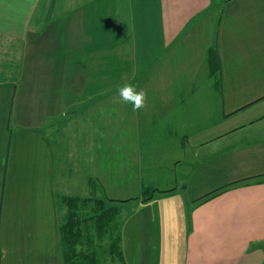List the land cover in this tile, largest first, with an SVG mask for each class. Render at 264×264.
Masks as SVG:
<instances>
[{
  "label": "crops",
  "instance_id": "obj_1",
  "mask_svg": "<svg viewBox=\"0 0 264 264\" xmlns=\"http://www.w3.org/2000/svg\"><path fill=\"white\" fill-rule=\"evenodd\" d=\"M205 24L216 31L200 74L176 51ZM214 47L221 92L209 80ZM0 57V68L20 64L16 79H0V264H63L60 172L74 190L82 164L101 192H121L107 187L108 134L121 157L115 182L142 192L165 181L176 192L161 198L181 207L127 213L137 255L126 257L122 224L126 264H264V0H0ZM110 64L121 67L115 82ZM124 84L147 92L146 108L118 102ZM160 218L174 227L176 259H152Z\"/></svg>",
  "mask_w": 264,
  "mask_h": 264
},
{
  "label": "trees",
  "instance_id": "obj_2",
  "mask_svg": "<svg viewBox=\"0 0 264 264\" xmlns=\"http://www.w3.org/2000/svg\"><path fill=\"white\" fill-rule=\"evenodd\" d=\"M6 59L1 74L4 78L16 79L20 68ZM209 78L214 82L216 91L222 90L221 68L217 47L208 51ZM10 74L13 76L9 77ZM224 189L210 193L197 203L208 201L221 194ZM158 190H148L142 200L147 203L154 198ZM171 190L166 193L174 194ZM123 202L91 196L58 197V210H65L59 219V237L63 264H126L122 250ZM59 213V212H58Z\"/></svg>",
  "mask_w": 264,
  "mask_h": 264
},
{
  "label": "rangeland",
  "instance_id": "obj_3",
  "mask_svg": "<svg viewBox=\"0 0 264 264\" xmlns=\"http://www.w3.org/2000/svg\"><path fill=\"white\" fill-rule=\"evenodd\" d=\"M215 17V16H214ZM216 21V17L214 18V22ZM137 27L139 28V24L137 25ZM137 28V32H136V37L139 33V30ZM215 31H216V27L214 25L213 31H210V27L207 28L206 24L204 26H201L200 31L199 32V36L195 39H193V45L190 47H184L187 45V42L184 41V39H182V42H180V48L176 51V53H179L181 51V55H185L186 58H181V63H186V68H197L199 69V73L201 74L202 72L206 73V68H202V66L200 65L203 61L204 64V59H205V53H204V49L206 47V37L209 35V38H211L210 33H214L215 35ZM208 34H205V33ZM201 33H203L201 35ZM205 34V36H204ZM215 37V36H214ZM151 43H149L150 45ZM203 47V50H202ZM159 53L160 50L158 49V47L155 45V53ZM1 60V57H0ZM118 68V69H117ZM119 68L121 67H117V65H111L110 67H108L107 72L108 75H110L109 80H112L115 82V78L118 76V71L120 70ZM11 68H0L1 70H10ZM123 69H127V68H123ZM141 69V68H139ZM1 75H5V74H1L0 73V79H4V76ZM9 77L13 76L12 74L9 73ZM18 77V76H17ZM206 77L204 75L203 80H205ZM125 80V79H124ZM210 80V78H209ZM126 82V81H125ZM110 84V88L108 89V92L112 94V92H114V86H112V84L109 82ZM116 85V84H115ZM106 109H114V106L112 107L111 105H108L106 107ZM107 118L108 120L104 123L101 124V130L105 129L106 131L108 130L109 126L107 123L110 121V119L113 118V113L109 112L107 114ZM57 124V123H56ZM56 126V125H55ZM56 128V127H54ZM58 129V128H56ZM56 129L53 130V136L56 133ZM50 132V131H49ZM58 138V137H57ZM64 138H66V136L64 135ZM64 138L59 137L58 140L60 141V146H61V157L64 163V167L68 162L67 159V153H66V146H65V140H63ZM64 143H63V142ZM107 141V146H106V152L103 155V162H106V168L105 169V173L108 175L107 178H109V180L107 181V187H110L111 185L115 188H122L121 192H117L115 189V191L112 189V191L110 192V190L108 191V193H103L101 192V189L104 188L106 186L105 183H103L102 181L100 182L99 179L95 178V176H91L92 172H89V174L87 173L86 177L82 176L83 173V168L79 167L82 164H80L78 161H75V164H80L78 167H76V165H74V168L76 169V171H78V173H80V179H78L79 185L77 184L74 190H70L67 188L66 185V175L65 173H67V169L64 168L63 171L60 172V185H59V193L57 194V203H58V197L59 196H65V197H81V198H86V197H91V196H97L98 198H106L107 200H111V201H121L123 202L122 204V208H123V219H125V217H127V213L132 212L133 210H135L139 204H149L152 203L154 205L151 204V209L153 211H160V210H164L165 208L167 210L172 209V210H177L180 209V202L174 200L172 197V199L170 198H161V196H163L166 193H159V192H167V190H163V189H168V185H166L164 182L165 181H160L158 182L157 179H155L154 183L149 186L148 189H145L142 192H136L134 186L131 185L130 182L127 181H123V182H115V177L114 174L116 172L115 167L119 166L117 164H120L121 162V157L120 154L118 153H114V145H113V141L114 138L113 136H111L110 134H108V137L106 138ZM130 149V148H129ZM79 160V159H78ZM72 164V161H69ZM6 165V164H5ZM61 169V168H60ZM86 179V180H85ZM64 180V181H63ZM76 180V179H75ZM76 183V182H74ZM151 187V188H150ZM148 190H158V192L154 195V198L147 202V203H143L142 200L144 199V195L146 194L145 192ZM114 191V192H113ZM72 192H78L76 195L72 194ZM117 192V193H115ZM168 195V194H167ZM187 197V195H185ZM113 197H117L118 199H115ZM188 207H190V205H188ZM59 212V219L60 216L64 214L65 210H61V212L58 210ZM126 223H122L125 224V227L127 226V234H126V243H125V254L126 257L128 259H130L131 257H133L135 255L136 257V249H132L131 248V244L135 243V239L131 238V234H133V232L131 231V217H128L126 219ZM161 222L158 225H154L155 227V243H154V248H153V253H152V259L155 261L156 259H159L162 261V258H172V259H176L179 256V251L175 246L173 248V246L171 245V242L168 238L170 231L173 230L174 227L171 226V224L169 222H164L163 218H160ZM169 221V220H167ZM157 227H158V232H157ZM166 229H167V234H166ZM171 234V233H170ZM135 257L131 258V259H135ZM169 262V261H168ZM105 264H111L109 262V260H106Z\"/></svg>",
  "mask_w": 264,
  "mask_h": 264
},
{
  "label": "clouds",
  "instance_id": "obj_4",
  "mask_svg": "<svg viewBox=\"0 0 264 264\" xmlns=\"http://www.w3.org/2000/svg\"><path fill=\"white\" fill-rule=\"evenodd\" d=\"M119 101L132 106L133 111H139L147 107V92L137 90L132 84H124L118 88Z\"/></svg>",
  "mask_w": 264,
  "mask_h": 264
}]
</instances>
